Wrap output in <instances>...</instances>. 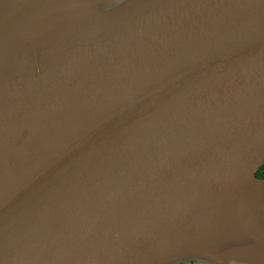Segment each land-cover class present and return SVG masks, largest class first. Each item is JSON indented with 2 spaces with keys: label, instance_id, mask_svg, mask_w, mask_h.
Masks as SVG:
<instances>
[{
  "label": "water",
  "instance_id": "1",
  "mask_svg": "<svg viewBox=\"0 0 264 264\" xmlns=\"http://www.w3.org/2000/svg\"><path fill=\"white\" fill-rule=\"evenodd\" d=\"M251 1L0 0V264H264Z\"/></svg>",
  "mask_w": 264,
  "mask_h": 264
},
{
  "label": "bare ground",
  "instance_id": "2",
  "mask_svg": "<svg viewBox=\"0 0 264 264\" xmlns=\"http://www.w3.org/2000/svg\"><path fill=\"white\" fill-rule=\"evenodd\" d=\"M258 1H261L259 4V6L262 7V9L264 10V0H252L251 1V5H257ZM264 13V11H263ZM261 25H262V29H261V33L262 36L259 39V47L256 48V51H263L264 50V15L261 18ZM254 33H250L248 34V36L246 37L249 41H251V36ZM40 98V94L39 93H31L29 94V96H25L24 100L22 101L21 105H20V109H24L28 104L36 102V99L39 100ZM12 108H8V109H2L0 110V114L7 112L8 110H11ZM40 114V110L36 111V116L39 117ZM43 117H40L39 119H42ZM41 124H44V122L42 121ZM38 123V121L35 123L34 127L41 125ZM24 148L20 145H17L15 143V139L9 141V142H5V141H1L0 142V152H23Z\"/></svg>",
  "mask_w": 264,
  "mask_h": 264
},
{
  "label": "trees",
  "instance_id": "3",
  "mask_svg": "<svg viewBox=\"0 0 264 264\" xmlns=\"http://www.w3.org/2000/svg\"><path fill=\"white\" fill-rule=\"evenodd\" d=\"M256 177L264 179V164L256 172Z\"/></svg>",
  "mask_w": 264,
  "mask_h": 264
},
{
  "label": "flooded vegetation",
  "instance_id": "4",
  "mask_svg": "<svg viewBox=\"0 0 264 264\" xmlns=\"http://www.w3.org/2000/svg\"><path fill=\"white\" fill-rule=\"evenodd\" d=\"M199 262L196 261H192V262H188L187 264H198Z\"/></svg>",
  "mask_w": 264,
  "mask_h": 264
}]
</instances>
